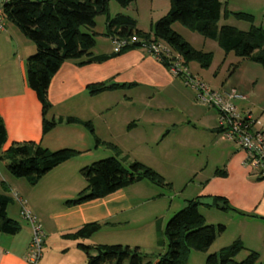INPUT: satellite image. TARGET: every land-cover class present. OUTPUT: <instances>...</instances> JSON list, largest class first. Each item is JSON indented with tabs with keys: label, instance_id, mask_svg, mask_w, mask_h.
I'll return each mask as SVG.
<instances>
[{
	"label": "crops",
	"instance_id": "0c3cea01",
	"mask_svg": "<svg viewBox=\"0 0 264 264\" xmlns=\"http://www.w3.org/2000/svg\"><path fill=\"white\" fill-rule=\"evenodd\" d=\"M9 1L0 0V5ZM220 1L232 13L252 15L254 25L264 28V0ZM169 10V0H152L151 3L139 0L110 16H130L136 20L138 30L150 32ZM100 19L96 20L93 53L95 56L114 55L113 37L106 35V19L99 23ZM219 25H230L242 31L250 28L249 23L232 16L222 17ZM174 30L194 49L213 54L208 69H202L195 62L187 64L191 74L213 90H236L240 97L232 102L238 106L245 97L260 92L256 87L264 91L261 65L240 59L233 53L225 54L215 41L199 38L178 24H174ZM35 52L36 45L6 20L5 29L0 34V117L6 127L7 141L0 155L13 143L22 142H35L51 151L71 148L80 154L53 169L35 186L13 177L6 170L5 163L0 161V195L12 199L7 214L21 226L17 235L0 233V264H28L25 257L32 229L22 218L14 194L25 201L44 231L43 256L37 264H85L87 258L79 244L125 246L133 242L131 244L140 243L137 247L142 252V238L151 235L145 232L153 229L156 234L159 227L162 230V224L155 223L158 214L153 215L147 208L156 206L159 214L165 210V196L159 191L164 188L144 180L100 199L78 205H68L67 202L75 199L86 187L80 175L81 168L101 156L117 154L122 162H129L128 159L140 155V144L146 141L159 146L155 158L163 163L175 162L187 153L200 152L197 154L201 157L198 165L177 166L180 174L194 183L190 198L185 202L212 198L214 204V198L225 199L233 210L223 211L213 205L207 206L210 210H199L200 213L209 224L221 222L222 218L236 221L240 232L237 240L246 250L257 252L259 264H264V180L244 165L245 154L240 147L225 139L219 128L217 111L199 103L196 92L186 86L182 78L174 77L144 48L126 50L103 62L84 66L76 61H66L51 80L48 100L52 109L46 115V119L62 120V123L44 134L43 106L27 80V60ZM216 56L222 57L227 71H231V75L222 81L217 78V70L212 73L214 76L208 74ZM102 83L126 87L97 95L89 93L88 87ZM252 83L255 86L248 91ZM240 108L242 111L246 109L245 106ZM70 117L91 122L94 133L82 125L67 124ZM255 117L264 120V114ZM149 126L151 132L147 130ZM96 139L102 144H112L117 152L104 145L97 146ZM150 166L165 178L158 168ZM212 208L215 212H211ZM91 223H100L102 227L89 239L74 241L64 237ZM227 228L219 239L226 235ZM132 233L140 235L137 242L125 237ZM228 244L224 241L219 249L228 247Z\"/></svg>",
	"mask_w": 264,
	"mask_h": 264
},
{
	"label": "trees",
	"instance_id": "16d2710c",
	"mask_svg": "<svg viewBox=\"0 0 264 264\" xmlns=\"http://www.w3.org/2000/svg\"><path fill=\"white\" fill-rule=\"evenodd\" d=\"M110 0H10L4 5L6 20L17 26L24 36L36 45V52L27 60V80L30 88L36 92L43 106V133L47 134L62 123V120H48L46 115L52 109L48 100V89L52 78L66 61H76L84 66L94 62H103L126 50L143 48V44L163 43L174 53L179 54L184 63L195 62L202 69H208L213 62V54L194 49L176 31L173 25L181 24L187 30L201 35L204 39L215 41L225 54L233 53L236 57L257 63L264 69V28L254 25L252 15L243 12L232 13L220 0H170V10L159 19L150 32L138 30L134 18L117 14L110 16L108 4ZM126 8L139 0H115ZM106 16L107 36L116 39L137 37L140 42L132 43L119 53L111 56H95L97 33L96 18ZM232 16L237 20L250 24L247 31L230 25H219L222 17ZM166 67L169 59L163 56L160 61ZM168 68V67H167ZM125 85L102 83L88 87L91 95L106 91L122 89ZM67 124H79L94 133L91 122L76 118H68ZM7 141V131L0 117V151ZM97 146L104 145L112 150V144H102L96 139ZM116 151V150H115ZM117 152V151H116ZM79 151L63 148L48 150L35 142L13 143L2 155L0 161L5 163L9 174L24 179L35 186L45 175L59 165L77 157ZM117 154V153H116ZM80 175L86 187L68 205H78L106 197L122 188L141 181H149L159 188L171 187L163 176L154 169L139 161L124 165L116 156L94 162L80 169ZM14 199V197H13ZM12 199L0 195V233L17 235L20 224L10 218L7 209ZM214 207L231 211L232 207L223 198H214ZM199 200H187L185 206L167 222L165 236L168 253L156 261L140 251L139 247L120 244L87 246L79 244L86 255L85 264H184L190 251L207 252L218 235L225 230L208 224L199 211ZM21 212V211H20ZM102 225L91 223L65 234L66 239L85 240L96 234ZM162 242H160V245ZM247 251V257L236 261L237 256ZM259 254L246 250L240 240L210 254L206 264H259Z\"/></svg>",
	"mask_w": 264,
	"mask_h": 264
},
{
	"label": "rangeland",
	"instance_id": "374dc122",
	"mask_svg": "<svg viewBox=\"0 0 264 264\" xmlns=\"http://www.w3.org/2000/svg\"><path fill=\"white\" fill-rule=\"evenodd\" d=\"M39 1H41V0H39ZM145 1L150 2V3L152 2V0H145ZM159 1L160 0H158V2ZM108 9H109L110 15H115L116 13L121 12L123 10V7H121L115 0H110L109 4H108ZM147 9L151 10V7L147 6ZM98 18H101L99 21V23H100L102 20L106 19V16L105 15H99L96 18V20ZM144 24L147 25L148 29H150V26H149V24H147V22H145ZM176 24L183 27L179 23H176ZM152 29L153 28H151L150 31ZM173 29H174V25H173ZM189 32H191V31H189ZM194 34H195V36H198L199 38H203L201 35H199L197 33H194ZM189 40H191L190 37H189ZM222 61H223L222 57L216 56L215 60H214V64L208 73L209 75L211 74L212 76H214V74H212V73L217 70V72H218L217 78L221 81L227 79L229 77V75H231V71L230 70L227 71V68H228L227 64L223 63ZM218 69H220V70L218 71ZM254 86H255L254 83H252L249 86L248 91H250V90L252 91V87H254ZM256 88L260 92H257V94L256 93L252 94L250 97H245V99L241 102L240 106H245V108H246L244 111H242V108H240V106H238L235 103V101L233 102V104L236 106V108L238 110H240L241 112H251L254 116H260V115L264 114V110H262L264 108V91L261 89L259 90V87H256ZM149 129L151 132L152 131L151 126L147 127V130H149ZM158 149H159V146L155 142L146 141L144 144H140V155L139 156L137 155L133 158L128 159L129 162L130 161L132 162L133 160H135V161H139V162L143 163L144 165H147V164L154 165L156 168H158V170H160V172H162L164 174V177H165L164 179L166 180V182L171 184L170 188L165 187L164 189L159 190L160 193H162L165 196V199L163 201V205L165 207V210L163 212H161V214H159L157 212V209H155L156 206L149 205L147 208L148 210L151 211V213L153 215L158 214L157 216L159 219L155 223L160 222V225L162 224V230L159 227L156 234H155L153 229H151L150 232L146 231L145 232L146 234L151 233V235L150 236H144L141 240L142 241V244H141L142 245V253L145 255H149V257H151L152 261H156V259H158L162 256H165L168 253L167 238L165 236L166 224L175 213L179 212L185 206V199H189L190 198L189 195L193 191L194 183L193 182L191 183L190 180H186V176H182L180 174V171L177 169V166L178 167L179 166H185V165L196 166L199 163L198 161H200V159H201V157H199L197 155V154H200V152L198 151L196 154L194 153L193 155L190 153H187V154L183 155V157L177 158V160L175 162H167L166 161L165 163H163L162 160H157V158H155L156 154H159ZM177 149H178V154H179V148H177ZM160 150H163V148H161ZM202 153H201V155H202ZM203 156H205L204 153H203ZM106 158H108V156H101L99 158H96L92 162H89L88 165H91L94 162H97V161H100V160L106 159ZM129 162L124 163V165L127 166L129 164ZM150 165H147V166L152 168ZM152 169H154V168H152ZM17 196H19V195H17ZM204 209H208L207 206L206 207L203 205L199 206V210L201 212ZM159 210H160V208H159ZM208 210H210V209H208ZM212 210L213 211H211V212H215L214 211L215 208H212ZM20 211H21V208H20ZM211 225H214L217 228L220 225H223L225 227V230L228 227L226 235L223 237L222 240L219 239L220 235H218L216 238L217 241L215 240V242L213 243V245L211 246V248L207 252L190 251L186 257L184 264H206L207 257L210 254L218 253L221 250V249H219V247H220V245H222V243L224 241H225V244L230 243V244H228V246H230L233 243V241H236L239 237L238 235L240 232L237 228V222L236 221H232V220H228L226 218H222L221 222H216L215 224H211ZM148 227H150V226H148ZM225 230H224V232H225ZM132 234L133 235H130V234L125 235V237L129 240L132 239V240L136 241L137 237L140 236V235L136 236L138 233H132ZM160 242H162L161 245H160ZM131 243H133V242H130V244H124V245L125 246H127V245L132 246L133 245L134 247L140 246V243L139 244H137V243L131 244ZM247 255H248L247 251L241 252L237 256L236 261H238V262L243 261L247 257ZM124 264H128V262H126Z\"/></svg>",
	"mask_w": 264,
	"mask_h": 264
},
{
	"label": "built area",
	"instance_id": "2783aa9c",
	"mask_svg": "<svg viewBox=\"0 0 264 264\" xmlns=\"http://www.w3.org/2000/svg\"><path fill=\"white\" fill-rule=\"evenodd\" d=\"M6 14L4 5H0V34L5 29ZM140 42L137 37L131 39L113 38L114 52L119 53L126 46ZM156 60L163 56L169 59L168 69L174 77L182 78L186 86L197 94V101L205 106L214 108L218 113V124L226 140L237 144L245 154L244 165L260 179L264 180V120L256 118L251 112H241L232 100L240 97L236 90L219 92L213 90L199 77L191 74L184 59L174 53L163 43L143 44ZM14 199L21 206V216L29 222L32 237L25 260L28 264H37L43 256L44 231L34 214L27 208L25 201L14 194Z\"/></svg>",
	"mask_w": 264,
	"mask_h": 264
},
{
	"label": "water",
	"instance_id": "95a60500",
	"mask_svg": "<svg viewBox=\"0 0 264 264\" xmlns=\"http://www.w3.org/2000/svg\"><path fill=\"white\" fill-rule=\"evenodd\" d=\"M199 204L211 207V206H213V199L212 198L200 199Z\"/></svg>",
	"mask_w": 264,
	"mask_h": 264
}]
</instances>
